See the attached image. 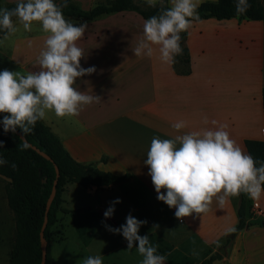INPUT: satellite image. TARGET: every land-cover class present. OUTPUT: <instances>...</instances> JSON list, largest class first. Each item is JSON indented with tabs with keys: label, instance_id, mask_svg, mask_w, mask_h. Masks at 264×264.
Wrapping results in <instances>:
<instances>
[{
	"label": "crops",
	"instance_id": "1",
	"mask_svg": "<svg viewBox=\"0 0 264 264\" xmlns=\"http://www.w3.org/2000/svg\"><path fill=\"white\" fill-rule=\"evenodd\" d=\"M202 1L206 0H196L197 5ZM166 2L171 7V0ZM104 15L109 16L83 22L87 29L77 41L83 49L80 66L95 72L78 78L74 85L78 91L99 96L101 102L82 106L78 116L58 117L49 110L42 121L73 159L130 177L103 187L65 185L62 206L80 211L57 212L50 240L54 264H83L89 256H101L103 264H141L138 242L128 250L124 237L108 230L125 225L129 215L146 222L138 235H147L157 254L167 256L165 264H201L215 253L220 257L209 264H264V225L247 226L227 241L241 201L250 213L248 221L264 217V193L252 199L241 192L222 206L213 198L206 213L177 219L176 209L157 199L144 163L154 137L174 139L212 127L204 117L217 121V126L227 125L230 138L247 155L246 139H264V24L235 17L193 22L186 38L189 72L182 73V66L161 61L158 46H153L152 57H135L132 50L143 36L146 20L139 13L124 10ZM13 23L17 31L7 40L0 34V72L23 76L39 71L37 58L48 33L38 22L33 24L40 29L30 32L16 17ZM178 121L186 122L180 132L172 127ZM8 181L0 175L1 230L3 220L13 218L5 193ZM254 202L258 208L254 209ZM110 208L114 211L106 219Z\"/></svg>",
	"mask_w": 264,
	"mask_h": 264
},
{
	"label": "clouds",
	"instance_id": "2",
	"mask_svg": "<svg viewBox=\"0 0 264 264\" xmlns=\"http://www.w3.org/2000/svg\"><path fill=\"white\" fill-rule=\"evenodd\" d=\"M146 2L150 7L159 3L160 11L145 20L143 36L132 52L135 57H152L153 46H158L161 61L172 63L183 52L180 33L190 29L193 22H202L197 2L171 0V7L167 8L164 0ZM67 6L64 0L63 7ZM249 6L248 0H236L237 15L245 13ZM13 17L29 32L33 22L40 23L48 35L37 58L39 71L23 76L9 70L0 72V113L6 114L2 121L5 133H15L17 128L24 135L31 133L49 110L58 117L78 116L82 106L101 102L99 96L74 87L78 78L95 72V68L80 66L83 49L77 46V41L85 35L87 23L67 20L54 0H20L13 9H0V31L5 40L17 31ZM204 123L212 127L183 133L174 139L154 137L144 161L157 199L175 208L177 219L206 213L213 198L222 206L228 197L241 192L252 199H259L264 193V161L257 166L258 162L230 138L227 125L217 126V121H209L207 117ZM172 127L180 132L186 122L178 121ZM6 164L7 160L0 159V165ZM11 167L15 170L17 166L13 163ZM113 211L112 208L106 211L105 218H110ZM144 223L129 215L125 225L108 230L121 234L128 250L138 242L135 248L143 257L141 264H165L167 256L157 254V247L150 244L147 235H138ZM83 264H103V260L101 256H89Z\"/></svg>",
	"mask_w": 264,
	"mask_h": 264
},
{
	"label": "trees",
	"instance_id": "3",
	"mask_svg": "<svg viewBox=\"0 0 264 264\" xmlns=\"http://www.w3.org/2000/svg\"><path fill=\"white\" fill-rule=\"evenodd\" d=\"M19 1H12L2 4L0 9H13ZM64 0L54 1L62 8L64 16H71L83 20H93L97 17L114 12L131 10L139 13L144 19L155 16L160 11V5L150 7L146 0H107L97 2L89 9H83L74 0H67L68 6L63 7ZM250 5L245 13L237 15L236 0H215L202 1L197 6L200 18L213 17L216 19L238 18L239 20H259L264 24V0H248ZM164 7H169L164 0ZM15 17H13L14 19ZM0 34H4L0 31ZM181 47L183 52L174 59V66H182L180 72H189V50L186 45L187 31L180 33ZM262 108L264 116V87L262 88ZM6 114L0 113V159L8 161L6 165H0V175L9 179L6 184V198L9 208L13 212L15 226L13 244L9 251L8 264H40L41 241L40 229L45 216L46 201L51 192L53 182L56 178L55 165L59 169L57 178L56 193L47 212V223L44 229L46 245L45 264H54L50 252V240L52 227L58 221L57 212L78 213L79 209L69 210L62 206V193L68 182H76L84 187L95 185L103 187L110 184L127 180L130 175H115L108 171L98 169L94 163H84L73 159L62 146L58 136L42 121L39 120L31 133L24 135L22 130L17 128L15 133L3 130V119ZM21 133L25 140L20 135ZM26 145V147H25ZM32 146L46 153L47 159L38 153ZM245 147L250 156L259 162L264 161V139H246ZM104 160V158H103ZM17 166L12 169L11 164ZM244 200L237 208V223L230 232L227 241H230L245 227L259 224L264 225V217L250 222ZM220 257L215 253L203 260L201 264H209Z\"/></svg>",
	"mask_w": 264,
	"mask_h": 264
},
{
	"label": "rangeland",
	"instance_id": "4",
	"mask_svg": "<svg viewBox=\"0 0 264 264\" xmlns=\"http://www.w3.org/2000/svg\"><path fill=\"white\" fill-rule=\"evenodd\" d=\"M8 1H12V0H2V4H6V2ZM74 1L83 8H89L92 7L94 4H96L97 2H105L107 0H74ZM107 16L109 15L100 16L98 17V19L101 18L105 19L107 18ZM114 18L119 19V17H114ZM67 20H70L73 23H78V22L83 23L88 21V20L76 21L74 19H67ZM40 27L41 26L38 24L32 25V29H40ZM2 224H3L2 230L0 229V264H8L9 251L13 244L15 226H14L13 218H7L6 220H3Z\"/></svg>",
	"mask_w": 264,
	"mask_h": 264
},
{
	"label": "water",
	"instance_id": "5",
	"mask_svg": "<svg viewBox=\"0 0 264 264\" xmlns=\"http://www.w3.org/2000/svg\"><path fill=\"white\" fill-rule=\"evenodd\" d=\"M1 125V124H0ZM17 133L20 135V137L25 140V137L19 133L17 131ZM38 153H40L42 156H44L45 158L49 159L50 157L44 153L43 151L39 150L38 148H36L35 146H32ZM55 171H56V178L53 182V186H52V189H51V192L48 196V199L46 201V208H45V216H44V220H43V223H42V226H41V229H40V241H41V248H42V252H41V261H40V264H45L46 262V245H47V242L44 238V229H45V226H46V223H47V212L50 208V205H51V202L55 196V193H56V184H57V178L59 176V169L58 167L55 165ZM220 252H223V250H221Z\"/></svg>",
	"mask_w": 264,
	"mask_h": 264
},
{
	"label": "built area",
	"instance_id": "6",
	"mask_svg": "<svg viewBox=\"0 0 264 264\" xmlns=\"http://www.w3.org/2000/svg\"><path fill=\"white\" fill-rule=\"evenodd\" d=\"M252 206L254 207V209L258 208V204L256 202H254ZM253 212H254V210H253Z\"/></svg>",
	"mask_w": 264,
	"mask_h": 264
}]
</instances>
